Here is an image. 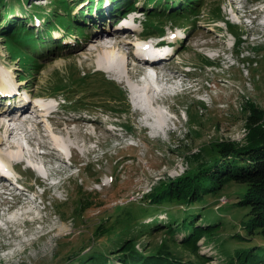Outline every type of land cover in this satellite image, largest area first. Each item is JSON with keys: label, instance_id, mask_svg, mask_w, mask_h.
I'll return each mask as SVG.
<instances>
[{"label": "rangeland", "instance_id": "obj_1", "mask_svg": "<svg viewBox=\"0 0 264 264\" xmlns=\"http://www.w3.org/2000/svg\"><path fill=\"white\" fill-rule=\"evenodd\" d=\"M76 1L60 0L62 6L73 8L71 22L65 28L57 27L54 19L61 12L69 16L68 12L62 6H55L53 1L40 6L43 10V25L39 19L28 16L31 12L27 11L32 8L31 4L38 6L39 2H47L46 0H32L30 5L22 0H2L0 3V16L3 18L0 27V78L3 85L0 87H4L5 81H9L12 86L14 82L11 77L20 73L21 77L27 79V82L18 83L24 93L27 89L53 105L64 107L58 108L59 111L52 115L49 122L43 120L40 127L38 124L39 131L35 129L28 135L19 132L17 137L15 132L12 135V138H19L25 144L26 148L22 153L33 161L17 167L22 172L23 182L29 186L35 182L40 183L42 186L37 189L38 194L45 192L42 204L32 202L33 205H29L21 199L12 214L10 211L0 213V218L6 217L8 213L11 215L7 219L13 218L14 214L21 218V226L12 232L6 222H0V225L3 224L0 234V264H83L77 258L81 247H85L82 253L91 254L98 247L115 249L124 239L130 237L137 239L136 247L140 251H145V246L164 248L167 242L184 260L190 259L199 263L195 249L180 247L186 235L185 231L175 234L180 243L177 245L170 240L165 241L168 235L162 234L163 228L153 231L156 219L152 218L157 216L168 219L169 212L166 209H160L154 214L149 212L144 218L145 222L149 221V226L142 232L140 217L135 220L134 214H140L143 206L149 204L142 197L157 182L161 179H175L191 170L195 156L205 148L218 141L246 145L250 134L247 119L251 113L250 109H246L247 106L253 103L262 114L264 122V28L258 22L250 25L249 19L243 18V14L250 9L251 14L248 15L253 18L252 11L256 7L264 8V3L258 4L257 0H178L177 5L183 2V5L176 7L180 8L178 11L172 12L168 9V13L157 17L155 14L161 12L152 9V0H136L139 1L136 6H139L145 26L150 19L164 21L167 26L160 27L165 31L164 34L172 32L171 34L179 36H174V50L179 52L174 57L170 55L171 60L167 62L160 61L163 62L160 67L172 72L175 70L178 74L186 71L187 65L194 67L190 74L192 81L186 83L184 91L165 101L171 107L170 114L164 112L162 106L155 104L147 110L152 119L145 120L141 109L132 102L128 84L99 69L98 61L103 56L96 45L98 43L92 42L95 36L92 35L89 25L92 20L87 24L89 18H84L86 13L84 16H80L81 12L76 15L79 8ZM128 2L133 3L135 0H117L115 6L124 9V4ZM149 10L155 14L149 16ZM46 12L52 13L51 16ZM95 15L98 16V12ZM49 17L51 22L47 26ZM11 19L22 21L15 22V27L7 30L10 26L8 23L14 22ZM215 19H221L223 27L215 29L207 25ZM175 25L178 27L174 28ZM23 26L31 29V36L30 32H20ZM183 30H186L187 35L181 32ZM137 31H131L133 35L130 40L133 41L139 32L153 38V34L141 27ZM52 33L54 37L65 36L66 39L63 41L57 37L54 42L47 37ZM114 33L108 36L114 37ZM7 35L12 39H6ZM29 37L31 40L36 39V43L30 42L29 49L26 44L22 47L20 38ZM112 37L111 42L115 40ZM234 39L237 43L231 48L229 44ZM68 40L73 49H69L70 46L62 49L60 45ZM107 41L109 40L105 42ZM128 47L120 53L108 43L106 50L113 49L122 58L124 53H134V47ZM134 57L135 53L131 54V61L134 62L132 67L134 72H138L139 67ZM122 62L119 69L123 74L125 60ZM139 75L135 77L136 81ZM175 84L180 88L181 83L175 78L163 83V93L175 91ZM134 88L139 87L136 85L133 90ZM17 102H23L22 98L19 97ZM160 114L169 118L166 128L155 127L154 120ZM0 115H3L2 118L6 116L1 112ZM39 115L36 116L39 118ZM108 121L118 125L115 131L108 128ZM20 123L22 122L13 121L12 124ZM32 126L35 127L34 124ZM45 126L56 132L58 142L54 136L46 135ZM262 127L264 128V124ZM5 130L6 127L0 128L1 136L9 134ZM50 141L58 145L62 152L52 149ZM2 149L10 158L11 150L1 147V152H4ZM41 151L50 153L40 157ZM55 155H63L64 161H59ZM1 159L0 153V163L5 165L4 159ZM37 159H40L38 164L34 163ZM44 159L47 163L45 165ZM35 167L40 168L42 175H48L49 179L40 176ZM6 182L9 183L6 180L0 184ZM80 186L84 187L83 197H89L94 203L84 212L83 222H78V217L72 218L76 212V200L80 198ZM237 188L236 185H227L205 203L192 207L194 213L201 215L199 222H205L206 231L207 221L210 225L220 224L211 227L213 238L202 237L197 243L201 254L205 252L206 256L210 255L206 264H228L229 259L236 260L235 252L239 248L256 243L263 244L259 234L251 236L244 228L249 218V209L235 206L239 200L235 193ZM118 205H126V209L121 210L120 215L115 217L114 206ZM187 207L173 204L170 209L172 213H178ZM24 209H30L32 213L23 215L21 212ZM159 223L166 224L164 221ZM97 228L108 231L102 236H96ZM17 233L19 236L15 237ZM250 237L253 239L248 240ZM115 262L120 263L119 259Z\"/></svg>", "mask_w": 264, "mask_h": 264}, {"label": "trees", "instance_id": "obj_2", "mask_svg": "<svg viewBox=\"0 0 264 264\" xmlns=\"http://www.w3.org/2000/svg\"><path fill=\"white\" fill-rule=\"evenodd\" d=\"M1 1L2 0H0V3ZM22 1L25 3L28 2V0ZM187 1L184 3H187ZM152 2V9L161 13L155 14L149 10L147 12L149 16L155 14V16L160 17L161 14L165 15L168 13V9H171L172 12L180 9L172 7L175 5H172L170 8V6L162 4L161 0H153ZM53 3L55 6L63 5L60 0H53ZM181 4L183 5V2H181ZM131 5H133V3L128 2L124 4V7H129ZM62 7L65 12H68L67 15L69 16H65L62 12L61 15L57 14L59 17L57 23H61L68 27L71 22L70 16L73 8L68 5ZM160 7H163V9ZM30 11L42 13L43 10L40 6H32ZM116 12H121V9ZM46 13L51 16L49 12ZM2 19L3 18L0 16V27ZM11 20L14 22L8 23L10 26L9 28L5 27L7 30L12 27L14 28L15 22L20 23L21 21L18 19ZM4 21H6V19H4ZM50 22L51 19L49 17L47 26H49ZM147 22L148 30L162 31L160 27L163 26L159 25L162 23L161 21L157 22L156 19H150ZM155 27H158L157 30L154 29ZM22 28H20V32H24L25 34L29 33L31 30L24 26ZM48 29L47 27V30ZM16 36L17 35H15V37ZM5 37L6 39H12L8 35ZM20 41L22 47L23 44H26L28 49L30 48V42L33 44L36 43V39L31 40L30 37L24 39L20 38ZM13 49L15 51V48ZM16 49H18V47H16ZM252 61L254 63V60ZM246 109H250L251 111L247 119L250 134L246 145L240 146L230 141H218L212 144V146L205 148L201 153L195 156L193 160L194 166L191 167V170L186 171L175 179H161L157 182V184L142 197V199L149 204L143 206L142 211L140 210V214H134L135 220L140 217L139 225L141 228L140 231L142 232L144 228L147 229V226H149V221L145 222L144 219L149 212L150 214H154L160 209H166L167 212H169L168 219L159 218L157 216L152 218L156 219V226L153 231L163 228L162 234L165 233V235H168L165 241L170 240L172 244L176 245L179 242L175 234L181 230L185 231L186 235L182 243H179L181 245L180 247L185 248L186 246L195 249L194 251L198 256L199 263L193 262L190 259L184 260L175 250H172V246H168L167 242H165L164 248L161 246L147 248L145 246V251H140L136 247L137 239L135 237L124 239L115 249H100V247H98L96 250L92 251L91 254L82 253L85 247H81L82 250L77 252V258L82 261L83 264H206V262L210 260V257L209 255L206 256L204 253L201 254L199 252L197 243L202 237H207V239L213 238L214 235L213 232H211V227L220 226V224L210 225V222L207 221L206 223H208V225L206 231V227L204 226L205 222H199L201 215L196 212L194 213L192 207H194L193 205L205 203L206 200L210 199L211 196L216 194L219 190L225 188V186L236 185L238 188L235 190V193L239 200L235 206L249 209L247 212L249 218L245 222L244 228L247 230V234L251 236L259 234L262 237L263 244L256 243L248 247H241L235 252L236 255L234 258H236V260L233 261V259H229L227 262L228 264H264V128L262 127L264 122L262 120V114H260L259 109L256 108L253 103L247 106ZM78 193L80 194V198L76 200V212L72 218L78 217L77 221L83 222L84 212L94 203L89 197H83L85 194L84 187L80 186ZM89 194L91 193H87V195ZM173 204L187 205L188 207L182 211L180 210L178 213H172L170 207ZM60 206H62V204ZM125 209L126 205L114 206V213H116L115 217H118L120 211ZM181 217L182 219H180ZM159 221H164L166 224H160ZM107 231L108 229L101 230L97 228L95 234L96 236H102ZM251 239H253V237L248 238V240ZM92 241H94V239ZM91 249L92 247L90 250ZM116 259H119L120 263H116Z\"/></svg>", "mask_w": 264, "mask_h": 264}, {"label": "bare ground", "instance_id": "obj_3", "mask_svg": "<svg viewBox=\"0 0 264 264\" xmlns=\"http://www.w3.org/2000/svg\"><path fill=\"white\" fill-rule=\"evenodd\" d=\"M258 1V4L259 2L260 3H263L264 0H257ZM233 4V3H232ZM239 8V7H238ZM214 21H217V20H214ZM124 31H118L117 33H114L113 36H108L106 35L105 36V33L104 32H98L95 34L94 36V39H93V43H98L96 44L98 49H100L102 51V56L103 58L102 59H99L98 61V66H99V69L110 74V76L112 75L115 76V77H119V79H121L122 81H124V77H123V74L121 72V70L119 69V64H123V62L121 63L122 60H125V66L127 68V71L128 73L130 74V76L132 77H137L140 73L143 72V65H141L142 63H144L142 60H139V61H136L137 63V66L139 67V70L138 72H134V69L132 67V61H131V54L133 55L134 53H124L123 54V57L121 58V55L118 53V54H115V51L112 50H106V46L108 43H110L112 45V48L114 47L115 49H118L120 53H122V49L125 50L126 47L129 48V42H130V39L132 38V33L130 32H124ZM115 38V40L113 42H111L110 38ZM106 40H109L107 41L108 43H106L105 41ZM176 40V38L174 39ZM95 45V46H96ZM95 52V51H94ZM117 53V52H116ZM135 59V57H134ZM136 60V59H135ZM154 63H157V65L160 67L161 64H163V62H160V60L158 61H154ZM60 64V63H59ZM136 64H135V67H136ZM121 67V66H120ZM122 69V68H121ZM170 70V69H169ZM175 71V70H174ZM173 71V72H174ZM175 74L177 72H174ZM174 80V79H173ZM139 81V80H138ZM144 82L145 84L142 85V87H140L138 84L137 86L139 88H134V96H135V100L136 102L140 105V109H141V112H142V116L145 120H150L152 119V116L148 113V109L151 107L152 108V105H155L159 100L157 98V94H156V89L160 90V92H165V87H163L162 85V78L160 76H157L155 78V81L152 82L146 77L144 80H141L139 83H142ZM173 82V81H172ZM175 83V82H174ZM0 85H3V80L0 78ZM167 85V84H166ZM154 86H156V89L154 88ZM167 88V87H166ZM175 89V88H174ZM0 112H2V109H0ZM29 111H26L25 114H28ZM57 112V109L53 110V112H51V117H53L52 115L55 113L56 114ZM11 115V114H10ZM154 115V114H153ZM2 116H0V122H1V119H2ZM56 116V115H55ZM159 117L157 119L154 120V122H156L155 124V127L156 128H166V125H167V121L169 120L168 117L164 116L163 114H160L158 115ZM11 117V116H10ZM50 117V119H51ZM38 118V117H37ZM55 118V117H54ZM81 120V118H80ZM13 121H21L22 123H20V125H16V124H12ZM29 120H26V119H22V114L15 118V117H11L8 121L6 122H1L0 123V128H4L6 127V133L8 134L7 136H1L0 135V149L1 147L2 148H6L8 150H11V154H10V158H8L5 154H3L1 151L0 153L2 154V157L4 159V161L6 162V165L8 166H12L15 167L16 165L13 164V162H10V160L14 161V159H17L18 162L20 161H23V149L24 147L22 146L21 144V140H19V138H12V135L14 133V135L17 137L16 134H20L19 131H16L17 129L20 130L22 129V131H24L23 133H25V130H23L24 127H26L25 123L28 122ZM43 121L42 120H39V127H40V124L42 123ZM34 124V121L33 123ZM31 124V126H32ZM54 124V123H53ZM53 125H51V128H52ZM51 130V129H50ZM70 130V129H69ZM165 130V129H164ZM39 131V130H38ZM37 131V132H38ZM53 131V130H52ZM52 131H51V134L50 132H48L46 135L47 136H54L56 138V142H58V139L56 137V132L53 131V134H52ZM40 133V132H39ZM71 132H69V135ZM25 135V134H24ZM28 137V136H27ZM35 137V136H34ZM33 137V138H34ZM41 140V139H40ZM51 145H52V142H51ZM71 145V144H70ZM55 146H58L55 144ZM51 148V147H50ZM13 149V150H12ZM53 149V148H52ZM71 149V148H70ZM3 150V149H2ZM5 152V150H3ZM54 151V150H53ZM50 153V151H49ZM48 153V154H49ZM25 154V153H24ZM43 154L39 155L40 157H43L42 156ZM53 155V154H52ZM63 156V155H62ZM55 157L59 160V161H64L63 158L60 157V155H55ZM55 160V158H54ZM56 161V160H55ZM36 162V164H38L37 162H39V160H36L34 161V163ZM58 162V161H57ZM50 163V161H49ZM54 163V162H53ZM60 163V162H59ZM58 163V165H59ZM43 164H47L45 162V159L43 160ZM3 165V164H2ZM43 165V166H44ZM73 165V164H72ZM41 166V167H43ZM51 166V165H50ZM52 167V166H51ZM73 167V166H72ZM48 168V167H47ZM50 168V167H49ZM60 168V167H59ZM54 169V168H53ZM52 169V170H53ZM67 169V168H66ZM46 170V169H45ZM68 170V169H67ZM63 171V169H62ZM53 172V171H52ZM61 173V171H58ZM54 173V172H53ZM64 173V172H62ZM55 174V173H54ZM53 174V175H54ZM39 175L43 176L41 174V171L39 172ZM51 175V174H50ZM64 175V174H63ZM75 175V174H74ZM5 175H3L2 178H4ZM52 177V176H51ZM6 179V178H4ZM47 180L49 179V177L46 178ZM51 179V178H50ZM50 181V180H49ZM47 183V182H46ZM45 183V184H46ZM4 184V183H2ZM1 185V184H0ZM47 186V185H46ZM56 186V185H54ZM21 196H23V193H21ZM23 207V206H22ZM25 208V207H24ZM30 208V207H29ZM25 210V209H24ZM33 210V209H32ZM23 215L24 214H30L32 213V211L29 209V210H25L24 212H21ZM6 216V215H5ZM13 218H10V219H7L5 220V222L7 223L8 227L11 228V232L12 230H16V228L18 226H21V218H19V216L16 214L12 215ZM36 216H34L35 218ZM6 218V217H5ZM24 218V217H23ZM32 220V219H31ZM35 220V219H34ZM5 224V223H4ZM9 230V229H8ZM7 231V230H6ZM10 232V233H11ZM16 236H19V234H15V237ZM10 237V236H9ZM19 244V243H17ZM21 244V243H20ZM18 246V245H17ZM13 253V252H12Z\"/></svg>", "mask_w": 264, "mask_h": 264}]
</instances>
